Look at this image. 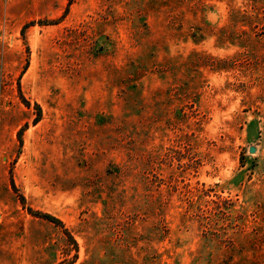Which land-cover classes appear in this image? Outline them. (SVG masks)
<instances>
[{"label": "rangeland", "instance_id": "374dc122", "mask_svg": "<svg viewBox=\"0 0 264 264\" xmlns=\"http://www.w3.org/2000/svg\"><path fill=\"white\" fill-rule=\"evenodd\" d=\"M68 3L0 0V264H264V0Z\"/></svg>", "mask_w": 264, "mask_h": 264}, {"label": "trees", "instance_id": "16d2710c", "mask_svg": "<svg viewBox=\"0 0 264 264\" xmlns=\"http://www.w3.org/2000/svg\"><path fill=\"white\" fill-rule=\"evenodd\" d=\"M72 3H73V0H69V3H68V6H67V9H66V11H65V14H67V12L69 11V8H70V6L72 5ZM21 94H22V93H21ZM23 100H24V103L26 104V106H30L29 101H27V100L24 99V98H23ZM36 108H37V117H36L35 120H34L35 124H37V123L39 122V120H40V118H41V115H42L41 107H40L38 104H36ZM19 140H20V142H22V141H21V138H20V135H19ZM12 186H13V189H14L15 191H17V188H16V186H15V184H14L13 181H12ZM20 199H21L22 203L25 204V197H24L23 195H20ZM28 210H29L31 213H33V214H35V215H37V216H39V217H41V218H43V219H45V220H47V221H50V222L54 223L56 226H59V227L63 228L65 234H67V236H68V237L71 239V241L73 242V244H74L76 250L78 249V244H77V242L75 241V239L73 238V236L71 235V233L69 232V230H68V229H65V225H64V223H63L62 220H60L59 218L54 217V216H52V215H50V214L42 213V212H40V211H36V212H35V211H33V209L30 208V207H28Z\"/></svg>", "mask_w": 264, "mask_h": 264}, {"label": "water", "instance_id": "95a60500", "mask_svg": "<svg viewBox=\"0 0 264 264\" xmlns=\"http://www.w3.org/2000/svg\"><path fill=\"white\" fill-rule=\"evenodd\" d=\"M255 151H256V149L253 147V148L251 149V152L254 153Z\"/></svg>", "mask_w": 264, "mask_h": 264}]
</instances>
